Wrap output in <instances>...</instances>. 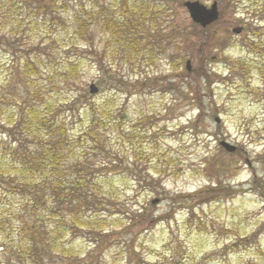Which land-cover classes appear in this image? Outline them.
I'll use <instances>...</instances> for the list:
<instances>
[{
    "label": "rangeland",
    "instance_id": "374dc122",
    "mask_svg": "<svg viewBox=\"0 0 264 264\" xmlns=\"http://www.w3.org/2000/svg\"><path fill=\"white\" fill-rule=\"evenodd\" d=\"M156 1L163 3L165 12L160 15L158 29L147 27L141 31L146 61L136 53L130 59H125L122 52L117 54L120 49L101 25L91 27L84 38L75 34L74 15L80 12L81 4L87 11L105 7L113 11L114 0H40L43 7L52 5L57 15L63 16V22L51 29L49 24L43 26V19L23 17L25 25L31 23L28 33L35 32L26 35L24 44L47 47L48 55L54 58L48 61L47 56H41L43 70L77 61L86 89L89 91L94 84L100 90L90 100L124 110L117 126L111 123L102 127L107 153L98 150L91 139H81L85 128L82 119L72 121L75 160H89L97 166L103 161L119 165L118 159L124 157L131 164L136 148L149 159L152 153L154 164H161L157 167L143 160L145 165L140 168L147 169L145 178L155 181L154 189L142 180L139 183L130 173L96 174L114 183L125 208L109 218V227L99 236V242L90 241L83 231L76 239H64L65 247L75 249L76 258L55 256L44 258L40 264H264V56L253 54L245 42L254 39L250 27L259 25V17L255 16L259 10L249 0ZM188 3L209 11L216 5L218 21L205 29L193 28ZM2 15L0 11V125L21 95L5 44L12 27ZM259 27L264 49V21ZM236 29L242 32L235 34ZM218 38L228 42L224 51L216 45ZM85 41H90L98 54L107 44L111 46L108 63L121 64H113V73L124 82L122 89H114L109 82L102 90L99 82L103 74L98 71L101 56L90 55ZM71 45L75 49L69 52ZM35 53L39 55L37 50ZM239 60L250 65L249 70L240 69L235 64ZM197 120V131L207 134H197L194 140L188 130ZM213 135L239 149L241 155L224 149L230 156H223L221 161L228 169L223 174L217 171L200 176L207 157L219 150ZM149 202L148 217L130 224L128 211L141 213ZM17 205L12 196L0 191V224L7 226V230L2 228L9 239L17 237L21 229L14 215ZM102 214L98 215L109 216ZM128 227L132 228L126 231ZM0 255H7L0 256V264H14L8 258L11 254Z\"/></svg>",
    "mask_w": 264,
    "mask_h": 264
},
{
    "label": "trees",
    "instance_id": "16d2710c",
    "mask_svg": "<svg viewBox=\"0 0 264 264\" xmlns=\"http://www.w3.org/2000/svg\"><path fill=\"white\" fill-rule=\"evenodd\" d=\"M54 1L57 3V0ZM114 2L116 5L113 11L107 7L98 10L91 8L87 11L81 4L80 12L74 15L77 25L75 34L84 38L91 27L101 25L104 33L110 35L120 49L116 51L117 54L122 52L125 59H130V55L136 53L137 57L146 61L142 55L146 48L141 38V31L147 27L152 31L159 28L160 15L165 12L163 3L156 0L154 2L114 0ZM249 2L258 8L259 13L257 14L256 11L255 16L259 18L256 21L258 20L259 25L262 24L264 2L261 0H249ZM0 11L3 13L5 23H11L12 31L5 44L9 49L8 54L15 66V77L17 76L21 89L20 97H17L14 108L7 115L8 119L2 121L0 125V191L6 192L17 201L18 210L14 215L21 222V229L17 231V237L9 239L7 238L9 234L4 236L6 232L3 228L7 230V226L0 224V228L3 227L0 234L2 236L0 252L11 254L8 258L12 259L14 264H40L44 258L50 259L55 256L76 258L77 255L73 254L75 249L65 247L64 239L70 241L74 237L76 239L79 237L77 233L83 231L87 232L90 241L99 242V236L109 227V218H114V215L125 208L120 194L114 188V183L95 175H102L104 172L116 176L130 173L139 183L144 181L154 189L155 181L150 177L145 178L144 171L147 169L140 168L145 165L143 160H150L149 164L157 167L161 164H154L156 159L152 153L149 152L151 157L149 159L136 148H133L134 160L131 164H128L124 157L118 159L119 165L115 162L103 161L97 166L89 160L84 162L75 160L72 153L73 145L76 143L71 140L70 134L72 121L76 118L82 119L85 128L81 131V139H91L96 143L98 150L107 153L103 139L106 131L102 127L106 125L107 128L108 125H112L111 123H116L117 126L124 110L108 106L106 103L99 105L90 100L92 97L90 88L88 91L83 84L79 62H67L60 68L45 71L41 67L43 62L41 56H47L48 61L54 60L48 55L47 47L38 49L40 47L24 44L26 35L35 32L28 33L27 29L30 28L31 23L25 25L23 17L43 19V26L49 24L47 27L51 29L55 23L63 22V16L57 15L54 6L43 7L40 0H2ZM259 25H251V36L254 39L249 38L245 42L253 54L263 57L264 49L261 46L263 33ZM195 27L197 25L193 24V28ZM215 41L222 51L229 46L224 38ZM85 42L89 43V48L87 47L86 50H89L90 55L97 53L96 56H101L98 71L103 74L101 77L103 79L99 82L102 90H106V84L109 82H112L110 85L114 89H122L124 82L115 78L117 74L113 73V64H121L118 61L113 64L108 63L107 54L111 46L107 44L102 53L98 54L94 52V45L90 44V41ZM74 49L75 46L71 45L69 52ZM36 50L39 55L35 53ZM125 50L129 53H124ZM235 64L242 70L250 68V65L242 60ZM204 78L206 80L207 76ZM218 81L222 82L220 78ZM199 121H195L193 129L188 130L192 132L191 136L194 140L197 134H207L197 131ZM146 132L147 129L143 133ZM208 137L212 138V135ZM213 140L221 147L223 140H218V135ZM219 146L217 152L207 157L200 176L207 177L208 174H217V171L223 174L228 169L229 166L222 162L221 158L229 157L230 154ZM234 154L241 155V151L238 149ZM128 166H131V169H128ZM214 185L220 187L218 183ZM261 189V194L264 195V187L261 186ZM150 206V202L145 204L141 213L127 210L130 224L134 225L145 220L149 214L147 208ZM90 211L95 215H86ZM103 212L108 213L109 216L98 215Z\"/></svg>",
    "mask_w": 264,
    "mask_h": 264
},
{
    "label": "water",
    "instance_id": "95a60500",
    "mask_svg": "<svg viewBox=\"0 0 264 264\" xmlns=\"http://www.w3.org/2000/svg\"><path fill=\"white\" fill-rule=\"evenodd\" d=\"M186 8L189 12V15L192 21L200 25L204 29L214 24L219 19V12H218V8L216 5H214L210 11L197 3H188L186 4ZM241 32H242V29L234 30L235 34H240ZM98 91L99 90L95 85H92L90 87V93L92 95L97 94ZM216 121L217 123H219V120H216ZM221 146L229 153H234L236 151L235 147H232L226 142L221 143Z\"/></svg>",
    "mask_w": 264,
    "mask_h": 264
}]
</instances>
